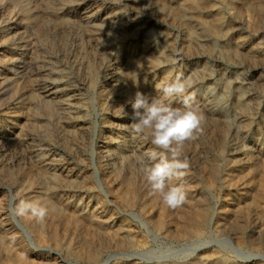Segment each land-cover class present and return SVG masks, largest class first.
Here are the masks:
<instances>
[{
    "label": "rangeland",
    "instance_id": "obj_1",
    "mask_svg": "<svg viewBox=\"0 0 264 264\" xmlns=\"http://www.w3.org/2000/svg\"><path fill=\"white\" fill-rule=\"evenodd\" d=\"M178 76L205 117L184 146L188 237L126 115ZM20 199L53 209L17 217ZM0 237V264H264V0H0Z\"/></svg>",
    "mask_w": 264,
    "mask_h": 264
},
{
    "label": "clouds",
    "instance_id": "obj_2",
    "mask_svg": "<svg viewBox=\"0 0 264 264\" xmlns=\"http://www.w3.org/2000/svg\"><path fill=\"white\" fill-rule=\"evenodd\" d=\"M190 87L189 80L178 76L173 82L155 84L161 96L137 91L134 99L128 101L131 115L126 112L131 130L137 136L150 140L154 146L141 158V171L146 182L152 193L158 194L162 202L172 209L182 207L187 200L182 181L188 174L189 161L184 156V146L202 133L205 122L199 105L188 93ZM177 100L180 106L174 107ZM12 211L17 217L30 215L38 223H43L50 210L40 200L20 199ZM0 246H5L3 237H0Z\"/></svg>",
    "mask_w": 264,
    "mask_h": 264
},
{
    "label": "bare ground",
    "instance_id": "obj_3",
    "mask_svg": "<svg viewBox=\"0 0 264 264\" xmlns=\"http://www.w3.org/2000/svg\"><path fill=\"white\" fill-rule=\"evenodd\" d=\"M238 1V0H237ZM157 48V47H156ZM159 48V47H158ZM157 48V50H158ZM168 73V72H167ZM68 99V98H67ZM69 100V99H68ZM129 186L128 185H121L120 188H119V191H118V194H123V195H126L128 191ZM41 193V192H40ZM130 193V192H129ZM43 194V193H42ZM41 197V196H40ZM43 197V196H42ZM41 197V198H42ZM44 199V198H43ZM146 205L148 206H152L154 203V200H153V197H148L146 198ZM52 201V200H51ZM49 210L51 211L53 209V207H51L49 205ZM163 210H164V207H163ZM162 208H158V210L156 211V213H158L159 211H163ZM56 212V211H55ZM165 212H168V217H169V223L171 224V226L173 227V230L180 236V237H188V236H191V235H195L197 234L198 232L200 233V230H201V227L198 225V222L195 219H193V217L188 213H187V209L185 208V206L183 205L182 207L180 208H176V209H172V208H169L168 206L166 207V210ZM63 218L64 220L66 221L65 223H70V222H73L75 223V225L77 224L76 220L78 219V215L76 214V212L74 210H71V209H67L65 212H63ZM162 214V212H160ZM159 214V213H158ZM87 216L85 217L86 219L89 220L90 222V225H92L93 223L95 224L94 226L96 227V229H98L99 231H103L105 232L106 234H109L110 231H113L114 234L117 236L116 234V231L112 228L111 225H107V226H104V224L97 220V221H93L92 219V216L89 215V214H86ZM64 222V221H63ZM64 223V224H65ZM184 223H187V224H184ZM74 226V224H73ZM79 230H83L85 228V225H79ZM38 233L39 234H43L44 233V230L41 229V228H38ZM93 230V231H95ZM85 232V231H84ZM81 233V232H79ZM102 233V232H101ZM52 237L55 236L54 232H50V234H48ZM119 235V233H118ZM74 245V248L75 250L79 253V254H82L84 252V250L88 249L87 251V255L91 256L93 253L89 252L90 251V246L89 244H86V243H83L81 242L78 238L77 240L73 243ZM23 255V254H22ZM20 253V251H18L16 253V257L17 259L21 262V263H25V264H30L31 262L34 263L33 261H30L28 260L27 258L23 257ZM25 258V259H24ZM200 260V259H199ZM29 261V262H28ZM197 260L193 261L196 262ZM28 262V263H27ZM198 262V261H197ZM229 262V261H228ZM191 262V264H193Z\"/></svg>",
    "mask_w": 264,
    "mask_h": 264
}]
</instances>
